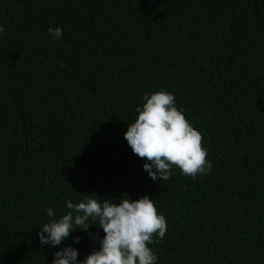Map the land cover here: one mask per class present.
Segmentation results:
<instances>
[{
  "label": "trees",
  "instance_id": "obj_1",
  "mask_svg": "<svg viewBox=\"0 0 264 264\" xmlns=\"http://www.w3.org/2000/svg\"><path fill=\"white\" fill-rule=\"evenodd\" d=\"M0 25V264H52L47 209L93 193L156 200L158 264H264V0H0ZM161 89L211 173L153 181L124 139Z\"/></svg>",
  "mask_w": 264,
  "mask_h": 264
},
{
  "label": "clouds",
  "instance_id": "obj_2",
  "mask_svg": "<svg viewBox=\"0 0 264 264\" xmlns=\"http://www.w3.org/2000/svg\"><path fill=\"white\" fill-rule=\"evenodd\" d=\"M4 32L0 25V37ZM48 33L56 40L63 29L49 27ZM136 112L135 122L128 124L123 136L133 153L145 159L143 169L153 181L169 180L173 168L193 179L211 173L213 165L202 146V134L177 108L172 93L164 89L146 93ZM155 201L147 195L132 200L127 194L107 199L95 193L77 203L69 199L66 213L59 218L52 207L47 209L49 221L40 226L39 241L42 246H60L52 264H158L149 245L154 238L163 240L168 225ZM93 226L105 235L89 231ZM77 230L88 231L89 238L98 242V248L83 260L78 248L64 244ZM80 239L76 236L72 243L79 244Z\"/></svg>",
  "mask_w": 264,
  "mask_h": 264
}]
</instances>
